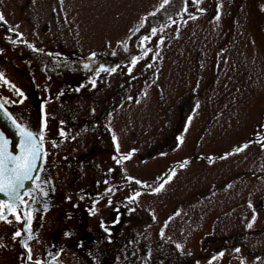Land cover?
<instances>
[{
  "label": "rangeland",
  "instance_id": "1",
  "mask_svg": "<svg viewBox=\"0 0 264 264\" xmlns=\"http://www.w3.org/2000/svg\"><path fill=\"white\" fill-rule=\"evenodd\" d=\"M63 1L74 22V59L82 67L90 63L92 70L81 82L68 81L62 74L50 84L0 87V96L7 100L14 118L37 129L36 98H112V106L115 98H121L120 119H114L112 110L107 121L113 131L110 140L114 129L121 130L123 156L130 154L123 160L127 165L152 168L155 162L162 164L164 158L157 161L155 151L161 149L163 139V149L171 154L161 171L180 159L188 161L183 168L171 166L176 175L161 192L149 191L137 198L138 206L158 221L153 227L160 226L155 232L162 246L156 247V256L214 260V264H264V146L250 143L245 151L220 158L250 141H264V0H198L195 5L185 0L175 16L156 28L155 37L150 32L143 46L140 40L134 56L138 62L131 74V60L108 65L101 60L125 46L144 15L164 0ZM192 15L197 18L191 19ZM45 16L43 9L42 21ZM148 49L152 51L145 55ZM101 66L116 67V71L104 72L99 70ZM26 72L35 78L34 65L27 63ZM196 104L199 107L193 111ZM53 106L54 100L43 104L48 108L43 109L45 121L53 118L48 114ZM177 137L183 141L179 145ZM131 152L145 158L144 164ZM142 173L149 176L142 169L130 174L149 185L157 176L143 177ZM130 174L126 172L124 177ZM181 194L188 201L197 194V208L191 205L181 211L179 207V215L174 212L171 216L172 211L166 212L168 199ZM179 205L176 200L175 208ZM167 216L171 217L166 220ZM166 238L181 243L182 248H166Z\"/></svg>",
  "mask_w": 264,
  "mask_h": 264
},
{
  "label": "flooded vegetation",
  "instance_id": "2",
  "mask_svg": "<svg viewBox=\"0 0 264 264\" xmlns=\"http://www.w3.org/2000/svg\"><path fill=\"white\" fill-rule=\"evenodd\" d=\"M43 9L47 12L44 21L41 19ZM0 14L4 16V22L0 23V87L45 85L62 74L68 81L86 80V72L90 70L84 65L90 63L85 62L82 67L74 59V22L63 0L61 3L59 0H0ZM42 28L45 31H41ZM27 63L34 65L35 78L27 75ZM35 80L42 82L34 83ZM36 99L38 128L21 125L34 133H39L43 126L47 155L38 175L47 196L34 194L36 202L33 197H25L31 215L30 225L15 219L13 213L22 218L25 215L19 206L13 210L4 209L5 216L0 219V264H36L37 261L40 264H214V260H174L168 255L156 256V247L162 246L160 235L155 232L160 226L153 227L158 221L138 206L139 199L130 206L126 199L137 191L148 193L151 189L137 185L135 180L139 179L130 173L142 169L149 174L142 173L143 177L157 174L151 184L154 188L172 170V165L180 168L182 161L173 162L161 171L171 154L170 150H164L163 139L161 149L155 151L157 161L164 158L162 164L155 162L152 168L147 164L135 168L127 165V160L116 162L124 153L122 134L120 128H116L115 141L110 140L113 131L108 128L107 117L113 110L114 119H120L121 98L114 99V106L112 98ZM50 100L55 101V106L48 112L53 117L49 122L42 117L43 109H48L43 108V104ZM3 102L5 99L0 96V103ZM5 109L15 119L7 103ZM61 131L64 136H60ZM131 156L144 164L142 156L136 157L133 152ZM150 156L154 155L148 153V158ZM126 172L133 178L131 181L124 177ZM34 187L33 184L31 188ZM109 188L111 192L107 191ZM192 196L190 201L183 194L168 199L166 212L170 210L171 216H175L179 207L181 211L191 205L196 209L200 198L197 194ZM158 199L165 198L158 196ZM176 200L180 202L177 208ZM129 207L135 210L130 212ZM141 221L146 223L141 224ZM25 228L31 239L23 235ZM16 231H21L22 237L13 239ZM25 239L32 261L27 260L26 249L21 243ZM211 240L214 242V237ZM166 241L168 249L181 246L170 238Z\"/></svg>",
  "mask_w": 264,
  "mask_h": 264
},
{
  "label": "snow or ice",
  "instance_id": "3",
  "mask_svg": "<svg viewBox=\"0 0 264 264\" xmlns=\"http://www.w3.org/2000/svg\"><path fill=\"white\" fill-rule=\"evenodd\" d=\"M169 2V0H164V4L166 5ZM198 2V0H192L193 5H195ZM163 7V5H162ZM152 15H155L153 13ZM197 17L195 15L191 16V19H196ZM215 19H219V12L217 13V16ZM4 22V16L0 14V23ZM9 31L11 32L12 29L10 28ZM157 35V29L156 28H151V36L155 37ZM149 36H143L141 38V46H143L144 41L149 40ZM10 43H16L15 40H10ZM159 43H164V41L161 39L159 40ZM29 48H33L32 45H28ZM34 51L36 49L33 48ZM125 51H127V48H125ZM152 51V49H148L145 52V55H147V52ZM113 55L115 56L116 53L113 52ZM157 55H159L157 53ZM95 53L93 56L90 58H94ZM138 62L137 57H132L131 59V66L128 67V72L131 74L132 68L136 65ZM116 67H119L117 65ZM116 67L113 68H105L103 66L100 67L99 70H102L104 72L112 73L116 71ZM147 67H152V65H147ZM84 68L87 70H92L90 68V65L85 64ZM7 83V81H5ZM92 86L95 87V80L91 81ZM79 89H77L78 91ZM19 96H23V93L19 90H15ZM129 99H132L129 97ZM22 102V101H21ZM5 102L0 103V111H2L5 108ZM12 103H15L13 101ZM199 105L196 104L194 105L193 111L198 108ZM5 116L11 121V123L15 126V128L18 130V133L21 138V144H20V153L19 154H13L12 152L9 151L8 145L10 141L4 137V134L0 132V196H3L6 198V200H0V219L4 218L5 212L4 209H9L13 210L16 207H20L22 211H25V215L22 218L19 214H15V219L21 223H25L26 225L31 224V215L30 211H27L28 208V203L25 200V197H33V202H36L34 198V194H39L43 196H47V192L42 191V184L40 183L41 178L38 174L34 175V173H38L40 169L37 167V161H43L44 157L47 155V153L44 151V131H43V126L41 128V131L39 133H34L32 131L27 130L25 127H22L20 123L17 122V120L13 119L7 112H3ZM192 120V116L190 115L188 118L189 123ZM187 130V126L185 128V131ZM60 136H64V132L61 131ZM113 140L115 141V136H113ZM178 140V145L182 143V138L177 137ZM261 143L262 146H264V141H250L249 143L240 145L236 147L233 152L230 153H225L224 156L220 157L221 159H225L230 155H233L235 153L243 152L245 151L250 143ZM53 147H56L55 142H53ZM130 158L129 156H122L120 157L119 160H116V162L119 164L120 160L128 159ZM114 159H116L114 157ZM211 160L212 158L209 157ZM188 161H185L181 164V168L185 167L187 165ZM176 171L175 169L171 170L169 173L166 174L165 178L161 179L160 182L156 187H152L151 185L147 184L146 182H142L139 180H135V183L137 185H141L144 188H150L152 193H159L164 189V186L166 183L170 182L173 177H175ZM130 181L133 178H128ZM27 182H32L35 187L30 188L26 187ZM44 183H47V181H44ZM229 187H231L229 185ZM108 192H111L112 189H107ZM142 195L141 192L137 191L134 193V195L126 198L128 205H132L135 203L137 198ZM130 212L134 211L135 209L132 207H129L128 209ZM91 211H95L93 208ZM176 215H179V212L176 213ZM155 219V217H153ZM255 221V216L252 217V221L247 224V227L249 229L252 228L253 222ZM118 222V219L117 221ZM107 230V229H106ZM28 229L25 228L24 234L26 235L27 239H31V235L28 234ZM17 237H22V232L21 231H16L14 233L13 239H16ZM22 246L26 249V258L28 261H32V253L31 250L28 249L27 247V242L26 239L21 241ZM181 246L176 245V248L179 249ZM236 253L240 252V248L234 249ZM220 255H223V252L220 253ZM260 258H257L259 260ZM36 264H40L39 261L36 262ZM243 264V262H241Z\"/></svg>",
  "mask_w": 264,
  "mask_h": 264
},
{
  "label": "trees",
  "instance_id": "4",
  "mask_svg": "<svg viewBox=\"0 0 264 264\" xmlns=\"http://www.w3.org/2000/svg\"><path fill=\"white\" fill-rule=\"evenodd\" d=\"M185 0H169L165 5L164 1L154 11L144 15L141 23L131 32L125 41V46H118L109 54L107 60H101L102 65L123 64L128 62L139 52L140 40L151 32V28L163 26L171 17L175 16L182 8ZM163 5V7H162ZM155 13V15H152ZM127 48V51H125Z\"/></svg>",
  "mask_w": 264,
  "mask_h": 264
},
{
  "label": "water",
  "instance_id": "5",
  "mask_svg": "<svg viewBox=\"0 0 264 264\" xmlns=\"http://www.w3.org/2000/svg\"><path fill=\"white\" fill-rule=\"evenodd\" d=\"M3 112H7L9 114V112L5 108L2 111H0V132H2L4 134V137L10 141L8 145L9 151L12 152L13 154H19L20 144H21L20 135L18 133V130L11 123V121L7 118V116L3 114ZM41 163L42 161H37V167L39 169H40ZM36 174L38 173H34V175ZM32 185H33L32 182H27L26 187L31 188ZM0 200H6V198L3 196H0Z\"/></svg>",
  "mask_w": 264,
  "mask_h": 264
}]
</instances>
